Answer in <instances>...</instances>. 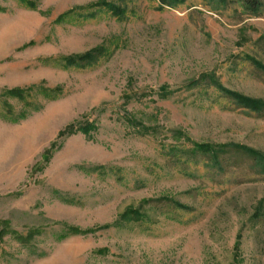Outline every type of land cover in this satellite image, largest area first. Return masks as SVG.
Returning a JSON list of instances; mask_svg holds the SVG:
<instances>
[{
	"label": "rangeland",
	"instance_id": "obj_1",
	"mask_svg": "<svg viewBox=\"0 0 264 264\" xmlns=\"http://www.w3.org/2000/svg\"><path fill=\"white\" fill-rule=\"evenodd\" d=\"M27 2L0 0V264H264V112L228 95L264 102V0Z\"/></svg>",
	"mask_w": 264,
	"mask_h": 264
},
{
	"label": "trees",
	"instance_id": "obj_2",
	"mask_svg": "<svg viewBox=\"0 0 264 264\" xmlns=\"http://www.w3.org/2000/svg\"><path fill=\"white\" fill-rule=\"evenodd\" d=\"M243 1L245 3H247L249 5V7H251V8L255 7L254 0H243ZM21 3L25 4L26 6H28L29 8H32L34 10L37 9L36 5L27 2V0H21ZM0 10L3 11V9H1V8H0ZM75 59H76V61L78 60V62H80V63H84L86 61L91 62V61L95 60L93 55H83V56H80V57L75 58ZM21 93L22 92H20V90L19 91L15 90V91L10 92L9 95H15V94H20L21 95ZM228 95L231 96L234 99V101L237 102V104H239L241 106H244L245 108H248V109L256 111V112H264V102H262V101L254 100V99H251V98H246L244 96L237 95V94H234V93H229V92H228ZM236 149L241 150V151H243V152H245V153H247L249 155H253L255 157L257 156V154L254 151H252V150L245 149V148L244 149L236 148ZM262 161H264V160H262Z\"/></svg>",
	"mask_w": 264,
	"mask_h": 264
}]
</instances>
